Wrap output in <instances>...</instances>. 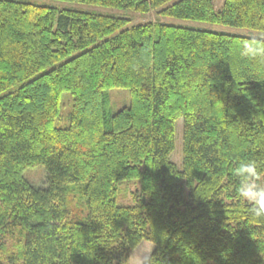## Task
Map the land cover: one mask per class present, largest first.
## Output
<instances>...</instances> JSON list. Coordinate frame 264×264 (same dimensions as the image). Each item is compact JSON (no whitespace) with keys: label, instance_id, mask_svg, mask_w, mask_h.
Segmentation results:
<instances>
[{"label":"trees","instance_id":"1","mask_svg":"<svg viewBox=\"0 0 264 264\" xmlns=\"http://www.w3.org/2000/svg\"><path fill=\"white\" fill-rule=\"evenodd\" d=\"M62 1L159 19L0 0V264H130L143 241L153 264H264V217L232 174L254 161L264 184V61L240 56L264 43V0ZM116 87L131 92L118 111ZM38 166L45 186L26 177Z\"/></svg>","mask_w":264,"mask_h":264},{"label":"rangeland","instance_id":"2","mask_svg":"<svg viewBox=\"0 0 264 264\" xmlns=\"http://www.w3.org/2000/svg\"><path fill=\"white\" fill-rule=\"evenodd\" d=\"M26 2H31L40 5H53L59 8H68L74 7L84 10H92L104 14H110L115 16H123L128 17L132 20L131 25L139 22H144L148 20H156L159 19L156 11H151L147 14L138 13L131 10L120 9V8H111V7H103V6H91L78 2H69L62 0H21ZM225 0H214L215 9H221ZM163 21L172 23V24H182V25H190L194 27L201 28H212L218 30L232 31V32H248L246 30H242L239 28L225 26L220 24H213L208 22H197L192 20H183L177 19L173 17H163ZM111 97V106L114 111H118L122 108L129 107L131 105V92L128 88L116 87L111 88L109 90ZM73 94L69 91L64 92L63 100H62V111L61 116L57 120V125L59 127H66L69 125L68 114L72 109L73 105ZM172 159L177 163V165L181 168L183 163V121L180 120L177 123V145L176 149L173 152ZM26 177L30 179L35 185L38 187L45 186L48 183V173L44 166H38L32 169H28L26 172ZM140 188V183L138 182H126L123 184L121 188V195L119 198V202L121 204H134L135 198L134 193ZM14 246H10V251L14 250ZM155 250V245L149 241H143L132 253L130 256V264H133V257L138 253H143L145 255L151 256Z\"/></svg>","mask_w":264,"mask_h":264},{"label":"clouds","instance_id":"3","mask_svg":"<svg viewBox=\"0 0 264 264\" xmlns=\"http://www.w3.org/2000/svg\"><path fill=\"white\" fill-rule=\"evenodd\" d=\"M240 56L264 61V43L255 37L245 41ZM232 174L239 180L236 188L239 198L252 205L251 211L255 217H264V184L258 182L260 175L257 164L254 161L241 163L233 169ZM133 264H153V260L148 255L138 253L133 257Z\"/></svg>","mask_w":264,"mask_h":264}]
</instances>
